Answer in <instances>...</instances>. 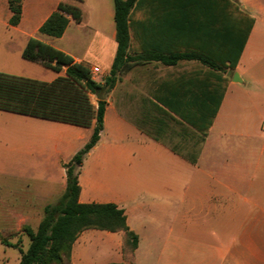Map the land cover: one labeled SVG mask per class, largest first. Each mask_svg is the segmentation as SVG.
<instances>
[{"label": "crops", "instance_id": "0c3cea01", "mask_svg": "<svg viewBox=\"0 0 264 264\" xmlns=\"http://www.w3.org/2000/svg\"><path fill=\"white\" fill-rule=\"evenodd\" d=\"M2 1L0 21L11 36L3 38L0 32L1 71L43 72L46 67L22 56L35 37L88 65L93 77L104 83L117 50L114 0H67L82 9L83 17L77 22L68 15V26L59 37L40 27L61 0H22L16 25L10 23L8 0ZM255 3L248 10L242 7L254 24L236 69L220 71L196 58L165 63L151 56L145 49L149 40L140 36L129 46L136 61L103 95L104 128L80 167L79 200L124 209L128 226L139 237L135 264L140 252L152 254L153 264H264V110L259 111L264 100V7ZM147 27L154 35L165 29ZM108 44L109 50L102 49ZM153 44L173 48L177 42ZM14 61L24 68L14 67ZM235 72L242 81L233 80ZM64 73L65 67L46 81ZM90 97L97 107L99 96ZM175 110L200 121L193 125L166 113ZM206 111L216 114L204 133L208 115L192 114ZM18 114L0 109V123L9 125ZM25 119L38 127L26 143L38 160L34 175L57 185L35 193L36 198H47L46 203L31 205L45 207L50 196L60 188L65 191V164L89 141L95 123L83 127L30 115ZM51 169L58 170L60 180ZM92 230L112 244V261H122L123 232ZM76 264L92 263L82 257Z\"/></svg>", "mask_w": 264, "mask_h": 264}, {"label": "trees", "instance_id": "16d2710c", "mask_svg": "<svg viewBox=\"0 0 264 264\" xmlns=\"http://www.w3.org/2000/svg\"><path fill=\"white\" fill-rule=\"evenodd\" d=\"M8 4L12 11L10 23L16 25L21 20L22 0H8ZM114 6L117 50L110 74L103 84L93 77L88 65L75 61L70 54L35 37L28 40L22 52L23 58L56 72L63 71L65 67L63 75L46 81L0 71L1 110L83 127L95 123L89 141L65 164L66 188L60 199L44 207V215L35 230L25 226L30 241L27 249L21 250L18 264H62L65 259L70 261L75 241L87 229L123 232L124 255L133 261L139 237L128 226L124 209L115 203H83L79 200L80 167L99 141L104 128L105 91L113 87L120 74L136 61L129 54V46L140 36L149 40L145 49L152 51L151 56L165 63L196 58L214 69L227 71L236 69L254 24V18L238 0H114ZM68 15L80 22L83 12L78 5L61 0L40 31L56 37L63 35L69 23ZM153 25L165 29L156 35L154 32L151 34L150 29L149 34L147 26L151 28ZM153 40H173L177 44L173 48H161L155 46ZM91 93L99 96L97 107L91 100ZM166 113L178 119L174 113L180 117L179 121L193 125L200 121L198 116L190 118L188 112L175 110ZM197 114L208 115V126L201 128L206 133L216 111L194 112L192 115Z\"/></svg>", "mask_w": 264, "mask_h": 264}, {"label": "rangeland", "instance_id": "374dc122", "mask_svg": "<svg viewBox=\"0 0 264 264\" xmlns=\"http://www.w3.org/2000/svg\"><path fill=\"white\" fill-rule=\"evenodd\" d=\"M6 1V0H5ZM241 7L250 9L251 6H255L256 3H261V8L264 7V0H238ZM3 1L0 0V17L4 13L2 7ZM5 9V7H4ZM4 16V14H3ZM1 20V19H0ZM0 32L3 38L11 36L10 29L3 26L0 21ZM101 49V48H100ZM102 49L109 50L108 47ZM112 49H116V42L112 44ZM101 67L103 61L98 62ZM2 61L0 60V65ZM13 66L16 68H24L23 63L13 62ZM43 72L33 70L22 73H16L17 75L32 77L41 80H48L50 76L54 74L51 69L42 68ZM1 71V70H0ZM5 72V71H4ZM99 78H103L101 73H98ZM240 95V99H242ZM260 98V97H259ZM240 100V101H241ZM264 110V100L259 103V111ZM19 118L9 125L0 123V264H18L21 257V250H26L29 244V236L25 232V226H29L32 229H36L39 222L44 215V206L31 205L32 203H46L47 198H36L35 193L46 187L53 188L52 183L47 184L44 180H38L36 178L35 171L38 169L37 159L34 157L32 151H29L26 147L28 138L38 132L36 123L25 119L26 115H19ZM30 118V117H28ZM264 129V124H263ZM56 179H58V170H52ZM51 174V175H52ZM60 180V179H58ZM54 186L57 185L55 184ZM62 188L57 191L54 196L49 197L50 203L57 202L63 194ZM62 193V194H61ZM35 199V201H33ZM18 204V205H14ZM98 232H104L103 230H96ZM93 234L92 229H87L80 233L78 240L75 243V253L73 259V249L70 261L66 260L62 264H76L78 258H84L85 261L92 264H108L112 261V256H115V250L112 244L106 242L100 236ZM95 238V239H94ZM4 239L5 241L3 242ZM7 242V244H5ZM122 253L123 260L117 262H125L126 264H135L136 256L133 261L128 259V256L123 252L122 241ZM137 264H153V255L140 252L137 255ZM76 260V261H75ZM264 260V259H263ZM264 262V261H263Z\"/></svg>", "mask_w": 264, "mask_h": 264}, {"label": "water", "instance_id": "95a60500", "mask_svg": "<svg viewBox=\"0 0 264 264\" xmlns=\"http://www.w3.org/2000/svg\"><path fill=\"white\" fill-rule=\"evenodd\" d=\"M233 80L242 81L241 78L239 77V74L237 72L234 73Z\"/></svg>", "mask_w": 264, "mask_h": 264}, {"label": "built area", "instance_id": "2783aa9c", "mask_svg": "<svg viewBox=\"0 0 264 264\" xmlns=\"http://www.w3.org/2000/svg\"><path fill=\"white\" fill-rule=\"evenodd\" d=\"M93 69H94V71H99V68L98 67H95Z\"/></svg>", "mask_w": 264, "mask_h": 264}]
</instances>
